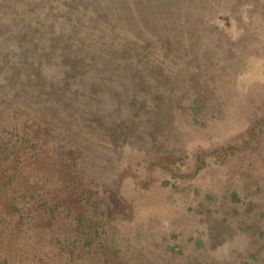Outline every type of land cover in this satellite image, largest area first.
<instances>
[{"label":"rangeland","instance_id":"rangeland-1","mask_svg":"<svg viewBox=\"0 0 264 264\" xmlns=\"http://www.w3.org/2000/svg\"><path fill=\"white\" fill-rule=\"evenodd\" d=\"M67 83L81 104L110 107L100 121L113 135L139 112L141 125L118 135L131 146L119 190L133 218L115 226L137 234L124 253L135 264L202 258L208 222L236 216L220 203L238 190L249 204L264 179V134L257 151L246 145L264 117V0H0V106ZM232 147L193 174L199 151Z\"/></svg>","mask_w":264,"mask_h":264},{"label":"trees","instance_id":"trees-1","mask_svg":"<svg viewBox=\"0 0 264 264\" xmlns=\"http://www.w3.org/2000/svg\"><path fill=\"white\" fill-rule=\"evenodd\" d=\"M70 87H47L37 104L11 100L0 106V264H135L124 251L129 242L135 245L137 234L126 235L115 225L133 218L119 190L121 165L131 146L118 135L141 125L139 112L121 120L113 135L100 121L110 107L81 104ZM195 97L200 113L205 103ZM151 109L145 106V114ZM262 125L264 117L248 132L246 145L255 151L263 140ZM236 150L199 151L193 174L204 170L209 158L223 164ZM151 159L169 171L159 157L150 154ZM136 183L149 185L137 178ZM251 183L249 204L238 190L220 203V209L237 205L236 216L208 222L207 243L197 237L205 247L198 253L202 258L190 264H264V179ZM233 241L235 249L223 261L213 259Z\"/></svg>","mask_w":264,"mask_h":264}]
</instances>
